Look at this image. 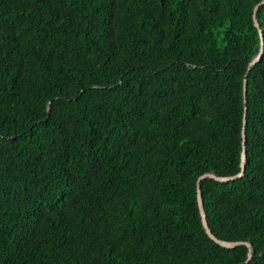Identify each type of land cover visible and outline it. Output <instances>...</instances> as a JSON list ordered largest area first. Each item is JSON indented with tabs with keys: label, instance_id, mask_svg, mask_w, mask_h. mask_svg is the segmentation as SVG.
Segmentation results:
<instances>
[{
	"label": "trees",
	"instance_id": "trees-1",
	"mask_svg": "<svg viewBox=\"0 0 264 264\" xmlns=\"http://www.w3.org/2000/svg\"><path fill=\"white\" fill-rule=\"evenodd\" d=\"M260 1L0 0V264H264Z\"/></svg>",
	"mask_w": 264,
	"mask_h": 264
},
{
	"label": "water",
	"instance_id": "water-1",
	"mask_svg": "<svg viewBox=\"0 0 264 264\" xmlns=\"http://www.w3.org/2000/svg\"><path fill=\"white\" fill-rule=\"evenodd\" d=\"M264 5V0L260 1L253 9V24L255 26V28L258 30L259 33V37H260V50L259 53L248 62L247 65V69H246V75L249 73L250 69L255 66L261 59L262 54H263V47H264V41H263V35L262 32L259 28V24L257 22L256 19V13L258 11V9ZM246 75L244 77L243 80V100H244V104L246 103ZM246 107L244 106V114H243V121H242V130H241V153H240V172L234 176H230V177H219L216 176L214 174H210V173H206L202 176H200L197 181H196V200H197V205H198V210H199V215L201 218V223H202V227L205 231V233L207 234V236L217 245L223 247V248H228V249H232L241 245L246 246L247 248H249V252H248V256H247V261H250L251 258L253 257V252L250 249V245L248 243H243V242H225V241H221L219 239H217L210 231L207 221H206V216H205V212L203 209V204H202V199H201V187L200 184L203 180L206 179H210V180H214L216 182H220V183H227L230 181H234L238 178H241L243 176L244 173V166H245V156H246V151H245V126H246ZM262 254V253H261Z\"/></svg>",
	"mask_w": 264,
	"mask_h": 264
}]
</instances>
